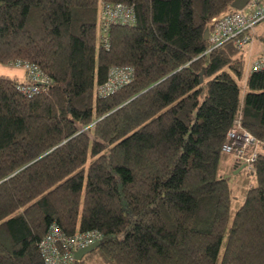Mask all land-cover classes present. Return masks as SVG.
Returning <instances> with one entry per match:
<instances>
[{
    "label": "trees",
    "instance_id": "trees-1",
    "mask_svg": "<svg viewBox=\"0 0 264 264\" xmlns=\"http://www.w3.org/2000/svg\"><path fill=\"white\" fill-rule=\"evenodd\" d=\"M235 0H0V65L51 79L32 99L0 76V264H44L53 226L100 232L73 264H264V155L232 225L228 132L264 146V68L204 35ZM135 7L98 45L101 3ZM136 79L107 98L110 70ZM231 159L234 161L232 156ZM236 164V161H234Z\"/></svg>",
    "mask_w": 264,
    "mask_h": 264
},
{
    "label": "built area",
    "instance_id": "built-area-1",
    "mask_svg": "<svg viewBox=\"0 0 264 264\" xmlns=\"http://www.w3.org/2000/svg\"><path fill=\"white\" fill-rule=\"evenodd\" d=\"M102 33L101 44L109 48L110 29L114 25L134 26L136 24L135 7L126 4L101 3L100 9ZM264 26V0H248L241 11L234 10L214 21L209 29V52L224 44L230 43L240 54H249L258 37L257 28ZM15 69L25 72L26 80L17 90L26 98L32 99L44 94L51 84V79L39 66L28 61H16ZM264 68V53L253 60L249 72H259ZM136 79V71L131 66H118L110 70L108 80L97 88L100 98H107L132 84ZM223 154L232 156L239 164H243L249 172L254 171V164L260 155H264V146L241 125V119L235 122L228 132ZM103 235L100 232H88L74 236L65 235L62 230L53 226L39 244L44 264H73L75 253L80 249L100 243Z\"/></svg>",
    "mask_w": 264,
    "mask_h": 264
},
{
    "label": "rangeland",
    "instance_id": "rangeland-1",
    "mask_svg": "<svg viewBox=\"0 0 264 264\" xmlns=\"http://www.w3.org/2000/svg\"><path fill=\"white\" fill-rule=\"evenodd\" d=\"M257 34L258 37L255 39L249 54L239 53V57L243 58L244 60V73L248 71L249 68H251L253 60L264 53V26L257 28ZM97 37L98 45H100L102 41L100 27L97 30ZM258 45H262L261 52L257 51ZM10 68L14 67L0 65V76L7 75ZM242 85L244 89V84L242 83ZM234 161L231 159L230 155H226L223 157L221 163V176H223L225 179H228L229 186L232 191V217L230 225L233 223L236 212L244 203L246 192L251 186L255 184V179L243 168V164H236Z\"/></svg>",
    "mask_w": 264,
    "mask_h": 264
},
{
    "label": "water",
    "instance_id": "water-1",
    "mask_svg": "<svg viewBox=\"0 0 264 264\" xmlns=\"http://www.w3.org/2000/svg\"><path fill=\"white\" fill-rule=\"evenodd\" d=\"M247 3H248V0H235L231 7H232L233 10L241 11V10H243L245 8ZM204 39H205V41H208V39H209V30H207L205 32ZM99 247H100V243H96L94 245H91V246H88L86 248L80 249L79 251H77L75 253V260L76 261H81L86 255L90 254L91 252H93L94 250H96Z\"/></svg>",
    "mask_w": 264,
    "mask_h": 264
},
{
    "label": "crops",
    "instance_id": "crops-1",
    "mask_svg": "<svg viewBox=\"0 0 264 264\" xmlns=\"http://www.w3.org/2000/svg\"><path fill=\"white\" fill-rule=\"evenodd\" d=\"M257 51L258 52L262 51V45L257 46ZM5 76L12 78V79H17L21 82H24L26 80L25 72L23 70L15 69V68H10L8 71V74ZM249 76H250V74H247L246 72L244 73V81H243L244 87L246 86V82H247V79Z\"/></svg>",
    "mask_w": 264,
    "mask_h": 264
}]
</instances>
